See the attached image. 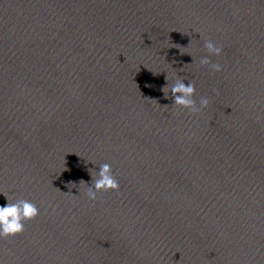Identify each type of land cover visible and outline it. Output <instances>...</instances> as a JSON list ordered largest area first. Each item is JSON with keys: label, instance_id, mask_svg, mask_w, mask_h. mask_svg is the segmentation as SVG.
<instances>
[{"label": "water", "instance_id": "95a60500", "mask_svg": "<svg viewBox=\"0 0 264 264\" xmlns=\"http://www.w3.org/2000/svg\"><path fill=\"white\" fill-rule=\"evenodd\" d=\"M181 81L209 105H175ZM104 163L120 189L89 200ZM21 199L40 214L0 264H264V0H0V206Z\"/></svg>", "mask_w": 264, "mask_h": 264}, {"label": "clouds", "instance_id": "9594fccd", "mask_svg": "<svg viewBox=\"0 0 264 264\" xmlns=\"http://www.w3.org/2000/svg\"><path fill=\"white\" fill-rule=\"evenodd\" d=\"M180 54H185L182 47H177ZM204 48L209 53L200 59V64L208 66L212 72L221 71L222 66L218 63H213L210 59L211 55L219 56L222 53V48L218 47L212 40L204 39ZM166 76V80H167ZM151 87V85H149ZM167 86L161 88L165 98H168ZM172 96L174 97V104L190 109L193 113H198L201 109L209 105V99L202 97L200 106L197 107L196 101L192 98L196 93L195 84H185L183 81L177 83L171 88ZM91 174V173H90ZM83 181V180H81ZM80 181V182H81ZM85 182V181H84ZM94 188L88 186L85 195L89 200L95 201L97 194L101 191H119L120 184L112 173V165L104 163L99 169V178H93ZM73 182H67V187L71 189L70 185ZM38 207L29 200L21 199L15 203L9 202L6 206H0V238H8L16 236L25 230L24 221L35 219L39 215Z\"/></svg>", "mask_w": 264, "mask_h": 264}]
</instances>
